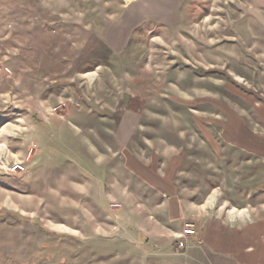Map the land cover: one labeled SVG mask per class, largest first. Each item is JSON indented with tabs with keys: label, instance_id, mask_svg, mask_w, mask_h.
<instances>
[{
	"label": "rangeland",
	"instance_id": "rangeland-1",
	"mask_svg": "<svg viewBox=\"0 0 264 264\" xmlns=\"http://www.w3.org/2000/svg\"><path fill=\"white\" fill-rule=\"evenodd\" d=\"M131 1L0 0V264H133L144 166L264 209V0H160L107 45Z\"/></svg>",
	"mask_w": 264,
	"mask_h": 264
},
{
	"label": "crops",
	"instance_id": "crops-1",
	"mask_svg": "<svg viewBox=\"0 0 264 264\" xmlns=\"http://www.w3.org/2000/svg\"><path fill=\"white\" fill-rule=\"evenodd\" d=\"M140 1L143 0H132L122 9L116 20L106 27L102 37L107 45H120L121 36L131 33L134 24L143 19L141 16L157 14V11L163 14V9L157 8L162 3L164 6V1L153 0L142 8L138 5ZM166 15L169 16V12L165 10L164 16ZM126 131L120 127L117 137L121 138V134ZM88 149L87 155H90ZM88 158L91 166H87L86 172L90 175V171H95V161L91 157ZM103 160L102 165H96L99 175L101 171L106 174V164ZM144 170L147 171L145 166L140 170H130L133 172V179L137 180V188L141 184L144 189L147 188L148 193L157 194L160 199L156 203L133 205V239L132 242L128 240L133 243V254L130 256L133 264H264V209L255 210V214L247 208L224 211L220 204V208L216 209L215 193L204 201L192 199L187 202L179 196L177 182L172 183L171 179L163 178L162 175L161 180L148 176L143 178ZM102 179L105 180L104 177ZM22 182L26 185L24 180L18 181L17 184ZM117 185V182H111L114 188H117ZM259 206L264 208V204ZM187 223L194 225L195 234L188 238L184 249H177L175 234L181 232ZM110 241L127 243L126 239ZM116 254L119 259L118 253Z\"/></svg>",
	"mask_w": 264,
	"mask_h": 264
},
{
	"label": "built area",
	"instance_id": "built-area-1",
	"mask_svg": "<svg viewBox=\"0 0 264 264\" xmlns=\"http://www.w3.org/2000/svg\"><path fill=\"white\" fill-rule=\"evenodd\" d=\"M11 170L13 171L23 170V165L15 164L12 166ZM194 232L195 231L191 223L185 224V228H183L182 231L176 235L177 246L179 249H184L186 247V238L194 235Z\"/></svg>",
	"mask_w": 264,
	"mask_h": 264
}]
</instances>
